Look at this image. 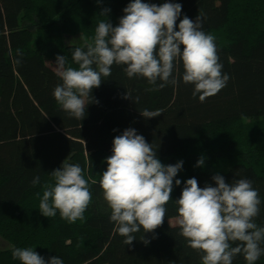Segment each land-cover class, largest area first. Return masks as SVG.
<instances>
[{
    "label": "trees",
    "instance_id": "trees-1",
    "mask_svg": "<svg viewBox=\"0 0 264 264\" xmlns=\"http://www.w3.org/2000/svg\"><path fill=\"white\" fill-rule=\"evenodd\" d=\"M130 2L0 0V264H22L13 259L14 248H32L46 262L58 256L64 264H202L203 253L188 245L170 218L179 217L176 199L184 181L195 177L201 188L215 186L217 173L227 183L252 181L261 199L254 221L264 227V0H170L182 5L177 31L185 15L195 21L202 14L203 30L215 37L223 72L230 76L217 94L203 102L194 97V85L182 80L179 58L176 84L163 89L144 77L129 78L125 65L114 64L111 76L93 88L84 118L70 117L53 96L62 80L52 61L64 55L66 66L78 67L75 48L86 50L94 42L101 20L118 25ZM104 8L110 9L107 16L100 15ZM79 35L86 39L80 44L73 41ZM144 110L161 113L146 118ZM129 127L157 146L163 164L183 161L164 222L154 232L135 233L131 245L110 222L99 183L114 137ZM202 155L204 166H195ZM62 163L80 165L89 181L92 202L84 221L70 223L59 210L49 218L39 210L44 185L54 184L52 171ZM36 176L40 182L33 185ZM232 264L247 262L240 254ZM255 264H264V255Z\"/></svg>",
    "mask_w": 264,
    "mask_h": 264
},
{
    "label": "clouds",
    "instance_id": "clouds-1",
    "mask_svg": "<svg viewBox=\"0 0 264 264\" xmlns=\"http://www.w3.org/2000/svg\"><path fill=\"white\" fill-rule=\"evenodd\" d=\"M181 11L182 5L170 0L159 5L131 0L123 9L125 15L118 25L101 20L94 42L87 44L86 50L75 48L72 60L78 67L66 66V57L57 55L59 70L56 74L62 83L54 88L53 96L62 110L82 120L87 104L93 101V88L111 76L114 64L125 65L123 70L129 78L144 77L149 84L163 89L168 84H176L173 72L179 58L184 68L182 80L194 85L193 96L199 94L201 102L226 87L230 76L223 72L215 37L203 30L202 14H198L195 21L185 15L179 20L177 31ZM109 12V8H104L100 15L107 16ZM18 55L22 53L18 51ZM158 80L161 83L157 84ZM130 97L127 92L125 98ZM138 100L136 97V102ZM160 113L141 112L146 118ZM156 147L137 134L136 129H125L114 137L112 155L106 157L107 169L99 181L111 208L110 222H115L118 234L128 245L141 229L154 232L162 225L167 212L165 205L172 199L174 178L182 170V160L163 164L157 158ZM204 162L202 155L195 166L203 167ZM52 177L54 184L44 185L40 212L52 218L59 210L61 218L70 223L84 221L92 192L81 166L62 163L52 171ZM212 180L215 186L206 183L203 188L198 186L195 177L184 181L181 195L176 199L180 235L190 247L203 253L202 264H232L240 254L247 264H255L264 255V247H261L264 227L254 221L260 213L258 189L247 178L227 183L217 173ZM39 182V176L33 178V185ZM180 184L181 180L175 179V185ZM141 239L149 243L144 236ZM12 257L22 264H64L58 256L46 262L32 248H14Z\"/></svg>",
    "mask_w": 264,
    "mask_h": 264
},
{
    "label": "rangeland",
    "instance_id": "rangeland-1",
    "mask_svg": "<svg viewBox=\"0 0 264 264\" xmlns=\"http://www.w3.org/2000/svg\"><path fill=\"white\" fill-rule=\"evenodd\" d=\"M70 38H71V37H68V38H67V41H71ZM85 40H86V39L83 38V37H80V35H79V37H76V39H73V41H76V42L79 43V44H80V43H83ZM53 61H55V62H53ZM53 61H52V65L55 66V69H56V70H59L58 65L56 64V60H53ZM225 169H226V168H225ZM178 219H179V217H173V218H170V222H171L172 224H175V223H177Z\"/></svg>",
    "mask_w": 264,
    "mask_h": 264
}]
</instances>
